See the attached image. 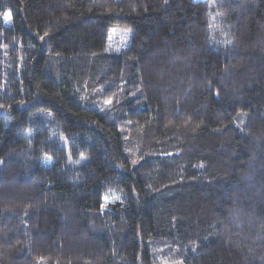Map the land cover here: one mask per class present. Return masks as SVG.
Returning <instances> with one entry per match:
<instances>
[{
	"label": "trees",
	"instance_id": "1",
	"mask_svg": "<svg viewBox=\"0 0 264 264\" xmlns=\"http://www.w3.org/2000/svg\"><path fill=\"white\" fill-rule=\"evenodd\" d=\"M160 248L264 264V0H0V264Z\"/></svg>",
	"mask_w": 264,
	"mask_h": 264
},
{
	"label": "rangeland",
	"instance_id": "2",
	"mask_svg": "<svg viewBox=\"0 0 264 264\" xmlns=\"http://www.w3.org/2000/svg\"><path fill=\"white\" fill-rule=\"evenodd\" d=\"M8 13V12H7ZM3 23L6 26L11 25V21L6 22L4 20V15L2 17ZM130 41V32L126 29L122 28H111L108 33V38L106 42L105 51L109 53H117L124 51L129 44ZM58 140L60 141L61 145L65 146L67 140L64 139L61 135H58ZM52 160L49 156L43 155L40 159V163L43 165L51 164ZM79 162H76V164ZM154 264H183L180 259H177L173 256V253L162 249H158L155 255V262Z\"/></svg>",
	"mask_w": 264,
	"mask_h": 264
},
{
	"label": "snow or ice",
	"instance_id": "3",
	"mask_svg": "<svg viewBox=\"0 0 264 264\" xmlns=\"http://www.w3.org/2000/svg\"><path fill=\"white\" fill-rule=\"evenodd\" d=\"M4 20L6 21V22H9L10 20H11V14L10 13H4Z\"/></svg>",
	"mask_w": 264,
	"mask_h": 264
}]
</instances>
